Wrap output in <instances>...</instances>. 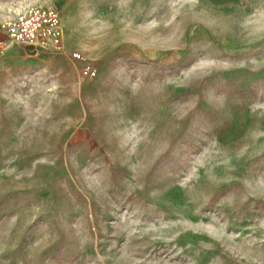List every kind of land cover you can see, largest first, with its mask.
Returning a JSON list of instances; mask_svg holds the SVG:
<instances>
[{
	"label": "rangeland",
	"instance_id": "1",
	"mask_svg": "<svg viewBox=\"0 0 264 264\" xmlns=\"http://www.w3.org/2000/svg\"><path fill=\"white\" fill-rule=\"evenodd\" d=\"M56 8L0 46V264H264V0Z\"/></svg>",
	"mask_w": 264,
	"mask_h": 264
},
{
	"label": "built area",
	"instance_id": "2",
	"mask_svg": "<svg viewBox=\"0 0 264 264\" xmlns=\"http://www.w3.org/2000/svg\"><path fill=\"white\" fill-rule=\"evenodd\" d=\"M0 34V46L12 40L25 48L32 45L37 51L45 46L58 47L64 29L56 7L31 3L4 16L0 20Z\"/></svg>",
	"mask_w": 264,
	"mask_h": 264
},
{
	"label": "crops",
	"instance_id": "3",
	"mask_svg": "<svg viewBox=\"0 0 264 264\" xmlns=\"http://www.w3.org/2000/svg\"><path fill=\"white\" fill-rule=\"evenodd\" d=\"M65 2L66 0H7L4 5V9H5L4 16L12 12H15L31 3H39L47 6L61 7Z\"/></svg>",
	"mask_w": 264,
	"mask_h": 264
},
{
	"label": "water",
	"instance_id": "4",
	"mask_svg": "<svg viewBox=\"0 0 264 264\" xmlns=\"http://www.w3.org/2000/svg\"><path fill=\"white\" fill-rule=\"evenodd\" d=\"M26 50L31 52V53H35L36 52L32 45H27L26 46Z\"/></svg>",
	"mask_w": 264,
	"mask_h": 264
}]
</instances>
